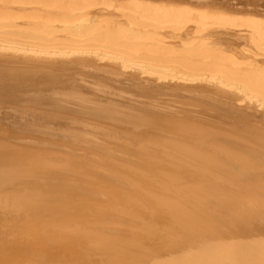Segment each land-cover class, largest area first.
<instances>
[{"label": "bare ground", "instance_id": "1", "mask_svg": "<svg viewBox=\"0 0 264 264\" xmlns=\"http://www.w3.org/2000/svg\"><path fill=\"white\" fill-rule=\"evenodd\" d=\"M0 264H264V2L0 0Z\"/></svg>", "mask_w": 264, "mask_h": 264}, {"label": "rangeland", "instance_id": "2", "mask_svg": "<svg viewBox=\"0 0 264 264\" xmlns=\"http://www.w3.org/2000/svg\"><path fill=\"white\" fill-rule=\"evenodd\" d=\"M260 3H263L264 2V0H258ZM133 88V87H132ZM134 90V89H133ZM135 91V90H134ZM157 91V90H156ZM159 92H161V91H159ZM161 93H163V94H166L165 92H161Z\"/></svg>", "mask_w": 264, "mask_h": 264}]
</instances>
